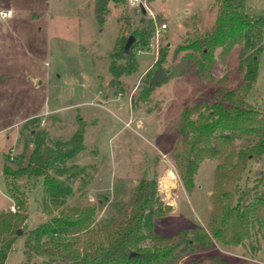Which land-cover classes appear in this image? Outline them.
<instances>
[{
	"label": "rangeland",
	"instance_id": "obj_1",
	"mask_svg": "<svg viewBox=\"0 0 264 264\" xmlns=\"http://www.w3.org/2000/svg\"><path fill=\"white\" fill-rule=\"evenodd\" d=\"M140 2H144L145 13L131 6L129 0L124 9L111 4L105 25L99 27L94 0H0V11H13L11 18H0V213L11 211L14 205L2 173L5 156L13 166L26 160L33 149V128L45 130L52 141L68 140L83 123L84 149L68 164L86 168L87 184H75V192L68 199L70 206L96 205V222L102 224L132 198L141 179L154 178L161 200L171 207L167 215L156 220L160 235L208 227L218 161H203L195 176V188L188 193L172 152L179 138L182 111L201 99L213 102L221 95L219 88L232 90L241 83V47H235L224 63L218 60L213 69L216 78L227 75L221 86L190 71L150 89L155 71L160 67L170 70L182 55L175 52L185 37L184 20L206 11L211 0ZM246 9L250 15L264 16V0H247ZM122 12L129 18L127 22L121 20ZM153 15H160L167 29L156 31L148 47L133 48L135 61L113 57L121 34L128 42L141 18ZM165 47L168 55L159 65L160 50ZM112 64L131 71L115 79ZM247 101L264 108V42L258 77ZM56 108L59 110L54 111ZM33 113L41 114L25 119ZM251 142L239 141L240 145ZM262 172L264 157L250 161L240 186L253 185ZM16 183L25 190L29 202L25 231L34 229L50 218L42 211V179L24 177ZM5 207L7 210H2ZM24 240L19 234L4 264L25 260ZM257 244L260 247L255 251L251 246L256 248ZM215 261L264 264V241L253 238L244 246L215 242L208 249H179L174 264Z\"/></svg>",
	"mask_w": 264,
	"mask_h": 264
},
{
	"label": "trees",
	"instance_id": "obj_2",
	"mask_svg": "<svg viewBox=\"0 0 264 264\" xmlns=\"http://www.w3.org/2000/svg\"><path fill=\"white\" fill-rule=\"evenodd\" d=\"M111 4L124 9L127 0H94L99 27L105 25L112 11ZM246 4L247 0H211L206 11L196 12L184 20L185 37L175 52L182 53L181 57L166 77L150 84L151 89L194 71L202 79L221 86L227 75L216 78L213 69L218 60L224 63L235 47H241V83L232 90L219 88L221 95L213 102L201 99L184 109L178 142L172 152L188 193L195 188V176L203 161H218L212 195L214 209L208 227L174 236L160 235L155 229L156 220L167 215L171 207L161 200L158 181L154 178L141 179L132 198L118 208L116 216L97 224L96 205L68 204L75 184H87L86 168L68 164L84 149L85 124L68 140L52 141L45 130L33 128V149L27 153L26 160L13 166L6 155L2 165L17 210L0 213V264L5 263L19 230L25 236V260L21 264H174L179 249H208L215 242L244 246L253 238L264 241V190L261 189L264 172L253 185L240 186L250 161H261L264 157V108L258 109L247 101L259 73L264 16L250 15ZM120 17L126 22L129 20L123 12ZM161 22L160 15L155 19L141 18L140 25L132 32L134 42L126 49L127 38L121 34L113 57L135 61L133 48L148 47ZM167 55L168 48H162L157 63H164ZM110 71L116 79L131 69H119L112 64ZM245 140L252 142L240 145L239 141ZM24 177L42 179V211L50 217L27 231L29 202L25 190L16 183ZM256 246L251 248L256 251L260 244Z\"/></svg>",
	"mask_w": 264,
	"mask_h": 264
},
{
	"label": "built area",
	"instance_id": "obj_3",
	"mask_svg": "<svg viewBox=\"0 0 264 264\" xmlns=\"http://www.w3.org/2000/svg\"><path fill=\"white\" fill-rule=\"evenodd\" d=\"M129 3L133 7H139V9H142V6H144V2H140V0H129ZM145 8V6H144ZM146 9V8H145ZM147 11V9H146ZM13 16V11L12 10H1L0 11V18L1 19H8ZM153 18L155 19L156 17L153 15ZM158 29L156 31L160 30H166L167 29V24L163 23L157 27ZM12 212H16L17 208L15 205L10 206Z\"/></svg>",
	"mask_w": 264,
	"mask_h": 264
},
{
	"label": "water",
	"instance_id": "obj_4",
	"mask_svg": "<svg viewBox=\"0 0 264 264\" xmlns=\"http://www.w3.org/2000/svg\"><path fill=\"white\" fill-rule=\"evenodd\" d=\"M142 11H144V13L146 12V9L144 8V6H142ZM134 40H135V37L133 35H131L128 38V42L125 46L126 49H128L131 46V44L134 42ZM166 75H167V71L164 68H162V67L158 68L155 71V73L153 74V77L151 78L150 84L153 85V84L157 83L159 80L166 77ZM18 232H19L18 234L23 233L22 230H19Z\"/></svg>",
	"mask_w": 264,
	"mask_h": 264
},
{
	"label": "crops",
	"instance_id": "obj_5",
	"mask_svg": "<svg viewBox=\"0 0 264 264\" xmlns=\"http://www.w3.org/2000/svg\"><path fill=\"white\" fill-rule=\"evenodd\" d=\"M6 10H11V9H6ZM222 64V63H221ZM216 66H218V65H216ZM215 66V67H216ZM182 77V76H181ZM178 78H180V77H178ZM59 110V108H56V109H54V111H58ZM40 114L41 113H33V114H29L27 117H25V119H29V118H31V117H34V116H40ZM2 210H7V207H5V208H3ZM28 210H29V208H28Z\"/></svg>",
	"mask_w": 264,
	"mask_h": 264
}]
</instances>
